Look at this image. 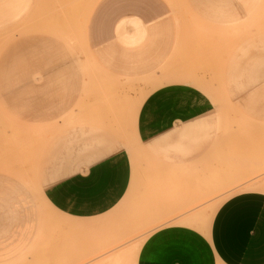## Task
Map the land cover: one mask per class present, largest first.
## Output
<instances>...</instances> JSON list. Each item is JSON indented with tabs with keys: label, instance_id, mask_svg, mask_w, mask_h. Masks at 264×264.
Listing matches in <instances>:
<instances>
[{
	"label": "rangeland",
	"instance_id": "1",
	"mask_svg": "<svg viewBox=\"0 0 264 264\" xmlns=\"http://www.w3.org/2000/svg\"><path fill=\"white\" fill-rule=\"evenodd\" d=\"M94 1L0 0V85L5 73L15 83L20 76L33 84L48 83L44 79L55 76L60 79L56 89L61 99H67L68 78H76L77 83L69 112L39 124L15 116L13 106L19 108L21 97H13L18 102L11 106L0 86V182L32 193L27 200L32 206L29 219L34 221L27 245L13 247L12 256L0 264H135L137 243L155 228L178 223L190 214L210 217L213 205L247 190L243 187L258 185L256 179L264 182V81L249 92L251 98L237 100L234 95L244 71L239 59H246L247 50L251 55L264 54V0H217L199 9L191 0H167L171 70H154L162 78L147 90L142 85L152 81L149 76H139L135 69H106L107 61L87 45L84 20ZM197 13L214 21L197 18ZM255 61V56L249 59ZM51 62L60 67L54 74L36 69L37 63ZM68 62L75 69H66ZM172 81L196 84L215 105L212 117L185 124L188 129L215 126L208 150L185 170L166 167L165 151L156 150L159 142L144 145L135 132L143 98L158 85ZM22 97L24 106L34 104L33 98ZM59 104L67 109L66 102ZM77 124L112 131L123 142L131 162V179L123 198L91 218L56 210L36 180L37 160L46 141ZM187 137L188 149L182 154L194 152L210 134L191 132ZM175 153L172 149L166 154ZM14 201L11 197L6 203Z\"/></svg>",
	"mask_w": 264,
	"mask_h": 264
},
{
	"label": "crops",
	"instance_id": "2",
	"mask_svg": "<svg viewBox=\"0 0 264 264\" xmlns=\"http://www.w3.org/2000/svg\"><path fill=\"white\" fill-rule=\"evenodd\" d=\"M215 1L191 0V3L199 9ZM195 16L214 21L199 13ZM84 29L87 45L107 61L105 68L135 69L139 76H149L152 81L142 85L145 90L162 78L154 70H171V8L167 0H95L85 17ZM246 53V59H239L244 64L240 70L244 71L243 79L239 77L236 82L237 100L251 98L249 92L264 81V54L251 55L248 50ZM252 56L255 62H249ZM38 68L54 74L60 67L51 62L37 63ZM72 68L75 69L73 63L68 62L66 69ZM3 79L0 86H4L5 101L10 99L13 106L18 102L17 96L21 97L19 108L14 104L13 113L30 123L58 119L69 112L76 100V78L75 81L68 78L67 99H61L56 89L60 79L55 76L44 79L48 83L36 84L22 76L15 83L11 74L6 73ZM41 86L50 88L45 90ZM22 96L28 101L33 98L34 104L24 106ZM61 101L67 103V109L60 107ZM214 112L212 98L201 87L191 82H165L143 98L136 116V136L144 145L159 142L156 150L165 151L166 167L185 170L208 150L215 137L214 125L188 129L185 124L200 123ZM191 132L207 133L210 138L191 154H182L188 149L186 139ZM172 149L176 153L168 156L167 151ZM130 179L131 162L123 142L99 125L77 124L56 132L46 141L37 160L36 180L43 195L56 210L73 217L91 218L109 211L123 198ZM256 181L261 185L243 187L247 190L213 205L212 215L206 217L202 226L171 223L152 230L143 242L137 243L135 264H264V182ZM3 182H0V261L12 256L13 247L27 245L34 222L29 219L32 206L27 200L32 193ZM11 197L16 201L7 204Z\"/></svg>",
	"mask_w": 264,
	"mask_h": 264
},
{
	"label": "bare ground",
	"instance_id": "3",
	"mask_svg": "<svg viewBox=\"0 0 264 264\" xmlns=\"http://www.w3.org/2000/svg\"><path fill=\"white\" fill-rule=\"evenodd\" d=\"M255 182H257V181H255ZM259 185H261V184H259ZM210 209H211V207L209 208V210ZM202 217H204V216H201V218H200L197 215L190 214V215L181 217L180 220L178 221V223L188 224V225H199V226H202L203 223L205 222V219H206V218L205 219H202Z\"/></svg>",
	"mask_w": 264,
	"mask_h": 264
}]
</instances>
